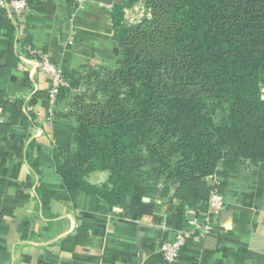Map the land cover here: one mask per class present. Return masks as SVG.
Here are the masks:
<instances>
[{
    "label": "trees",
    "instance_id": "1",
    "mask_svg": "<svg viewBox=\"0 0 264 264\" xmlns=\"http://www.w3.org/2000/svg\"><path fill=\"white\" fill-rule=\"evenodd\" d=\"M112 10L114 69L89 70L71 102L72 150L54 151L69 192L127 212L135 172L159 168L163 196L197 216L239 162L264 173V0H146L150 18L129 24ZM6 10H0L4 12ZM43 94L7 103L3 128L28 126ZM107 172L93 185L91 174Z\"/></svg>",
    "mask_w": 264,
    "mask_h": 264
},
{
    "label": "crops",
    "instance_id": "2",
    "mask_svg": "<svg viewBox=\"0 0 264 264\" xmlns=\"http://www.w3.org/2000/svg\"><path fill=\"white\" fill-rule=\"evenodd\" d=\"M16 18L0 12V120L4 106L27 104L43 94L28 126L0 123V264H165L160 247L180 233L196 231L201 218L184 203L164 197L159 168L135 172L127 212L99 197L69 192L56 173L54 151L72 150L70 106L89 70L114 69L112 10L125 0H28ZM138 7L126 10L134 14ZM47 56L65 85L51 103L50 75L25 61ZM107 172L89 182H107ZM225 209L214 233L189 241L179 264H264V173L239 162L225 177Z\"/></svg>",
    "mask_w": 264,
    "mask_h": 264
},
{
    "label": "built area",
    "instance_id": "3",
    "mask_svg": "<svg viewBox=\"0 0 264 264\" xmlns=\"http://www.w3.org/2000/svg\"><path fill=\"white\" fill-rule=\"evenodd\" d=\"M28 0H0V10L8 11L12 16L20 18L28 8ZM31 65L33 70L41 71L51 76L52 88L49 92V100L53 103L56 100L59 89L65 85L62 72L47 56H41L34 61H25ZM2 124V120H0ZM214 179L211 178L210 181ZM225 209V199L222 193L212 191L208 201V210L197 216L193 212L194 219L200 217L201 223L197 225V229L191 233H180L171 242H164L160 251L162 253L165 264H179L182 258L184 248L189 241L199 237H205L214 233V225L218 220L221 212Z\"/></svg>",
    "mask_w": 264,
    "mask_h": 264
},
{
    "label": "rangeland",
    "instance_id": "4",
    "mask_svg": "<svg viewBox=\"0 0 264 264\" xmlns=\"http://www.w3.org/2000/svg\"><path fill=\"white\" fill-rule=\"evenodd\" d=\"M145 2H146V0H138L136 5L134 6V7H138V10H136L134 14H132V13L128 14L129 19L126 21L129 24H137V23H140L145 18H150V11L146 8ZM211 184H213V183H211Z\"/></svg>",
    "mask_w": 264,
    "mask_h": 264
},
{
    "label": "water",
    "instance_id": "5",
    "mask_svg": "<svg viewBox=\"0 0 264 264\" xmlns=\"http://www.w3.org/2000/svg\"><path fill=\"white\" fill-rule=\"evenodd\" d=\"M176 189H177V188H175V191H176ZM191 217H192V218H194V216H193V215H192Z\"/></svg>",
    "mask_w": 264,
    "mask_h": 264
}]
</instances>
